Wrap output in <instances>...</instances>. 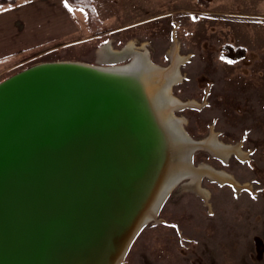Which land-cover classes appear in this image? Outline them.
<instances>
[{"label": "water", "instance_id": "95a60500", "mask_svg": "<svg viewBox=\"0 0 264 264\" xmlns=\"http://www.w3.org/2000/svg\"><path fill=\"white\" fill-rule=\"evenodd\" d=\"M127 57L43 62L0 82V264H121L191 179L168 180L176 148ZM174 117L194 172L200 140Z\"/></svg>", "mask_w": 264, "mask_h": 264}, {"label": "rangeland", "instance_id": "374dc122", "mask_svg": "<svg viewBox=\"0 0 264 264\" xmlns=\"http://www.w3.org/2000/svg\"><path fill=\"white\" fill-rule=\"evenodd\" d=\"M92 3L97 13L92 28L87 11L70 6L79 33L34 49L0 82L37 62L101 64L100 49L121 51L130 42L165 69L175 56L185 57L171 92L190 103L174 114L193 139L213 136L240 151L223 159L198 148L197 168L212 167L227 178L204 173L200 190L183 186L187 179L177 184L121 264H264V0Z\"/></svg>", "mask_w": 264, "mask_h": 264}, {"label": "bare ground", "instance_id": "6f19581e", "mask_svg": "<svg viewBox=\"0 0 264 264\" xmlns=\"http://www.w3.org/2000/svg\"><path fill=\"white\" fill-rule=\"evenodd\" d=\"M134 46V42H130L128 46L121 51H107L104 53H102L103 49H100L101 51L98 52V61L107 63L124 56L131 57L130 64L126 66V69L139 71L138 77H141L139 80L143 88L145 87L144 90L148 95L151 108L156 111L157 124L159 127L163 128L169 136H171V143H173L176 148L175 156L173 157L169 169L171 172L168 174V180L172 179L175 175L178 177L181 174H188L191 176V179L187 182L189 183L187 185L196 190H200L201 188L199 186L200 184L198 179L199 176L204 173L208 174L212 178L220 180L226 179L228 175L223 171L217 172V170L215 171L210 169L211 167L202 165L200 168H197L196 171L190 172L189 169H186L184 164L182 157V150L185 148L183 147L184 140L180 137L179 133L181 125H179V123L174 119V114H172L173 108L178 106V104L182 101L178 100L174 96H171V89L172 84L179 78L178 64L185 57H181L180 55L175 56L171 67L165 69L164 67L154 63L151 58H149L150 56L147 52L139 53L135 50ZM106 48L107 46L104 47V50ZM146 58L150 60L149 62L152 66L146 62ZM198 146L199 148H205L212 151L216 156L223 159H226V156L232 150L240 151L236 146L224 145L223 143L217 141L213 136L198 141Z\"/></svg>", "mask_w": 264, "mask_h": 264}, {"label": "crops", "instance_id": "0c3cea01", "mask_svg": "<svg viewBox=\"0 0 264 264\" xmlns=\"http://www.w3.org/2000/svg\"><path fill=\"white\" fill-rule=\"evenodd\" d=\"M80 30L66 0L0 3V76L34 49L56 46Z\"/></svg>", "mask_w": 264, "mask_h": 264}, {"label": "trees", "instance_id": "16d2710c", "mask_svg": "<svg viewBox=\"0 0 264 264\" xmlns=\"http://www.w3.org/2000/svg\"><path fill=\"white\" fill-rule=\"evenodd\" d=\"M206 0H201V2H205ZM16 0H0L1 4H14ZM67 4L71 7L75 8H82L87 11L88 14V21H89V27H93L94 23L97 21V13L94 9L92 0H67ZM241 50V54H243L244 50L242 48H239Z\"/></svg>", "mask_w": 264, "mask_h": 264}, {"label": "flooded vegetation", "instance_id": "af4514ba", "mask_svg": "<svg viewBox=\"0 0 264 264\" xmlns=\"http://www.w3.org/2000/svg\"><path fill=\"white\" fill-rule=\"evenodd\" d=\"M109 51H110V50H109ZM111 51H112V50H111ZM27 57H28V54L25 55V56H23L22 58H20V59L17 61V63L15 64V66H13L11 69L17 67L19 64H21L22 62H24V60L27 59ZM40 63H43V62H37V63H35V64H33V65L40 64ZM33 65H31V66H33ZM31 66H29V67H31ZM29 67H27V68H29ZM27 68H24V69H27ZM24 69H22V70H24ZM22 70H20V71H22ZM20 71H18V72H20ZM18 72H17V73H18Z\"/></svg>", "mask_w": 264, "mask_h": 264}, {"label": "snow or ice", "instance_id": "6c2138e0", "mask_svg": "<svg viewBox=\"0 0 264 264\" xmlns=\"http://www.w3.org/2000/svg\"><path fill=\"white\" fill-rule=\"evenodd\" d=\"M66 6H67V0H66ZM229 63H232V61H229Z\"/></svg>", "mask_w": 264, "mask_h": 264}]
</instances>
